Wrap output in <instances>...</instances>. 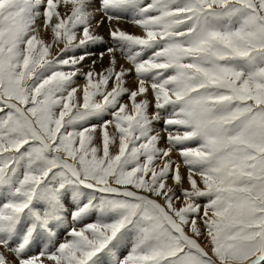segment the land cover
<instances>
[{"label": "snow or ice", "instance_id": "6c2138e0", "mask_svg": "<svg viewBox=\"0 0 264 264\" xmlns=\"http://www.w3.org/2000/svg\"><path fill=\"white\" fill-rule=\"evenodd\" d=\"M0 264H264V0H0Z\"/></svg>", "mask_w": 264, "mask_h": 264}, {"label": "rangeland", "instance_id": "374dc122", "mask_svg": "<svg viewBox=\"0 0 264 264\" xmlns=\"http://www.w3.org/2000/svg\"><path fill=\"white\" fill-rule=\"evenodd\" d=\"M129 30H130V31H134V29H131V28H130Z\"/></svg>", "mask_w": 264, "mask_h": 264}]
</instances>
